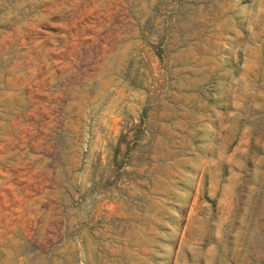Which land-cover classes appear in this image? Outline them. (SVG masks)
Listing matches in <instances>:
<instances>
[{
	"label": "rangeland",
	"instance_id": "1",
	"mask_svg": "<svg viewBox=\"0 0 264 264\" xmlns=\"http://www.w3.org/2000/svg\"><path fill=\"white\" fill-rule=\"evenodd\" d=\"M0 264H264V0H0Z\"/></svg>",
	"mask_w": 264,
	"mask_h": 264
}]
</instances>
